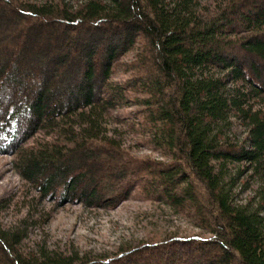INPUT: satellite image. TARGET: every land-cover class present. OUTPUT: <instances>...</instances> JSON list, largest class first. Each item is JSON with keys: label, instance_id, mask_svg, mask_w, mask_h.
<instances>
[{"label": "trees", "instance_id": "trees-1", "mask_svg": "<svg viewBox=\"0 0 264 264\" xmlns=\"http://www.w3.org/2000/svg\"><path fill=\"white\" fill-rule=\"evenodd\" d=\"M65 1L0 0V156L39 199L164 204L210 237L30 254L0 223V264H264L230 175L264 178V0Z\"/></svg>", "mask_w": 264, "mask_h": 264}, {"label": "rangeland", "instance_id": "rangeland-1", "mask_svg": "<svg viewBox=\"0 0 264 264\" xmlns=\"http://www.w3.org/2000/svg\"><path fill=\"white\" fill-rule=\"evenodd\" d=\"M84 0H66L76 7ZM230 140L242 142L245 130L237 122L228 132ZM131 139L127 138V142ZM137 156H159L136 149ZM12 157L0 156V199L6 209L0 223L7 229L21 231L24 253L48 252L108 256L124 246L155 243L168 238H209L210 235L189 219L174 213L164 204L130 200L113 210L88 209L80 204H59L56 199H39L14 172ZM242 166L231 170L232 196L236 206L264 209V178Z\"/></svg>", "mask_w": 264, "mask_h": 264}]
</instances>
